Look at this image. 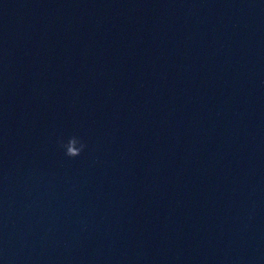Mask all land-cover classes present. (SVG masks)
Here are the masks:
<instances>
[{"label": "water", "instance_id": "95a60500", "mask_svg": "<svg viewBox=\"0 0 264 264\" xmlns=\"http://www.w3.org/2000/svg\"><path fill=\"white\" fill-rule=\"evenodd\" d=\"M0 264H264V0H0Z\"/></svg>", "mask_w": 264, "mask_h": 264}, {"label": "clouds", "instance_id": "9594fccd", "mask_svg": "<svg viewBox=\"0 0 264 264\" xmlns=\"http://www.w3.org/2000/svg\"><path fill=\"white\" fill-rule=\"evenodd\" d=\"M58 145L63 150L65 156L69 159H76L80 157L86 150L87 144L82 138L72 135L64 142L63 139L58 141Z\"/></svg>", "mask_w": 264, "mask_h": 264}]
</instances>
